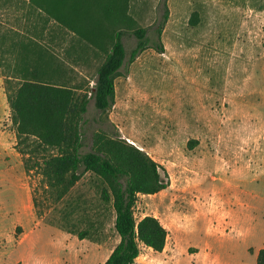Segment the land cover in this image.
<instances>
[{
	"label": "rangeland",
	"instance_id": "obj_1",
	"mask_svg": "<svg viewBox=\"0 0 264 264\" xmlns=\"http://www.w3.org/2000/svg\"><path fill=\"white\" fill-rule=\"evenodd\" d=\"M24 1L0 0V58L19 57V43L41 48L63 62L66 79L86 93L103 52L51 22L42 34L45 26L33 20ZM126 5V29H145L150 48L128 62L136 38L124 32L126 58L114 81V105L102 114L90 100L83 152L100 129L166 171L167 179L160 174L167 187L137 195L133 208L136 220L153 216L163 225L164 248L142 246L134 264H256L264 246V0ZM165 9L168 19L158 35ZM90 10L98 12L94 3ZM2 71L0 258H8L7 249L37 225L49 244L36 264H102L119 242L113 211L100 201L89 173L60 201L38 175L26 174ZM81 231L88 237L79 239Z\"/></svg>",
	"mask_w": 264,
	"mask_h": 264
},
{
	"label": "trees",
	"instance_id": "obj_2",
	"mask_svg": "<svg viewBox=\"0 0 264 264\" xmlns=\"http://www.w3.org/2000/svg\"><path fill=\"white\" fill-rule=\"evenodd\" d=\"M26 4L23 0H18ZM94 3L98 12H92ZM33 20L47 31L49 23L71 36L88 41L103 52L94 86L86 93L67 80L65 64L41 48L20 45L21 54L12 60L0 58L4 93L15 130V150L22 158L27 175L40 177L60 201L84 174H91L99 189V199L114 213V230L119 237L102 264H134L142 246L161 252L166 229L153 216L136 220L133 208L139 194L164 190L168 181L165 169L144 151L121 139L107 137L104 130L92 135L89 151L83 152L84 116L93 100L94 108L104 114L115 101L114 81L125 63L122 42L125 31H133L136 44L129 53L132 63L150 48L145 29L130 28L126 0H29ZM168 19L165 9L156 33L161 34ZM131 25V24H130ZM50 37L54 35L50 33ZM33 204L36 206L35 198ZM79 239L88 231L77 233ZM256 264H264V246L258 250Z\"/></svg>",
	"mask_w": 264,
	"mask_h": 264
},
{
	"label": "crops",
	"instance_id": "obj_3",
	"mask_svg": "<svg viewBox=\"0 0 264 264\" xmlns=\"http://www.w3.org/2000/svg\"><path fill=\"white\" fill-rule=\"evenodd\" d=\"M34 228L35 229H30L28 232L24 233V238L20 241H16L14 246H10L9 249H7L9 257L0 258V264H16L17 259L20 260L22 264H36L43 261L44 255L42 251L44 246L49 244V240L43 235L41 227L36 225ZM43 230L50 233L52 231L45 228ZM54 235V238H57L58 234ZM13 255L16 257L14 261L12 259Z\"/></svg>",
	"mask_w": 264,
	"mask_h": 264
}]
</instances>
